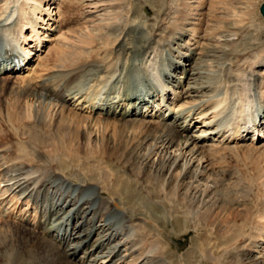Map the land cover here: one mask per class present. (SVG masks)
Wrapping results in <instances>:
<instances>
[{
    "label": "bare ground",
    "instance_id": "bare-ground-1",
    "mask_svg": "<svg viewBox=\"0 0 264 264\" xmlns=\"http://www.w3.org/2000/svg\"><path fill=\"white\" fill-rule=\"evenodd\" d=\"M57 2L0 0V51L17 44L31 71L25 84L15 89L19 98L8 116L24 117L22 121L32 128L30 141L38 151L32 156L29 145L21 142L14 153L0 145V264H76L73 258L85 245L77 264H171L161 238L147 239L124 212L112 220L117 215L111 204L101 213L102 180L99 184L71 181L62 172L59 158L53 164L57 162L55 151L82 153L84 159L107 165L112 162L106 157L113 158V154L106 151L93 152L83 145L70 149L75 144L71 132L80 131L81 137L91 140L87 126L78 124L83 118L134 124L141 136L131 141L128 154L139 170L128 168L129 172H139L135 176L144 179L147 174L151 182L160 184L165 199L192 213L197 226L213 238L209 247L224 252L216 264L226 254L230 264H264V147L254 145L264 134V75L254 69L264 62V51L249 62L247 52L234 53L235 47L229 45L231 36L242 37L248 28L244 25L255 23L250 14L237 16L234 21L239 24L233 26V19L219 28L208 24V31L201 28L207 22L205 17L195 16L184 4L177 11L176 22L160 35L161 21L158 25L139 21L135 11L128 17L125 8L121 9L124 0H119L121 10L105 23L106 32L78 33L80 29L64 32L62 26L69 17L64 14L72 13L73 1L59 0L58 12L53 13L51 4ZM81 3L85 13L83 7L91 5ZM33 37L39 42L47 37L46 41L55 42L49 53L51 63L42 56L35 67L30 66L31 55L38 48L37 43L35 48L30 43ZM28 41L32 48L24 47ZM243 58L248 62H242ZM182 59L197 63L188 69ZM3 68L0 64V72ZM177 68L183 76L175 75ZM191 75L194 81L186 82ZM132 115L156 119L131 121ZM192 127L198 128V134H189ZM241 141L251 144L239 145ZM224 150L244 158L241 161L247 168L242 173L252 185L254 203L235 198L237 189L228 192L226 188L221 194L218 182L215 186L202 182L204 177L212 178L210 160L221 163ZM44 159L47 161L40 163ZM217 165L214 172L229 183L234 176ZM92 188L95 190L89 195ZM123 193L111 189L109 194L116 198ZM116 203L112 205L117 207ZM109 213L114 214L109 217ZM77 216L84 219L81 224ZM93 233L98 238L89 244ZM240 244L235 258L233 250Z\"/></svg>",
    "mask_w": 264,
    "mask_h": 264
},
{
    "label": "rangeland",
    "instance_id": "rangeland-1",
    "mask_svg": "<svg viewBox=\"0 0 264 264\" xmlns=\"http://www.w3.org/2000/svg\"><path fill=\"white\" fill-rule=\"evenodd\" d=\"M72 1V5L74 6H72L71 8V15H68L67 13L64 14L65 18H67L66 16L70 17H68L67 21H64V24L62 25L64 27V32H67L70 29L71 31L80 29L78 33H81V31H90L92 29L95 33H98L99 31L106 32L107 28H104L105 23L111 20V17L116 11H120L123 8H125L128 17H131L133 12L135 11V17L139 21H147L149 22V24L154 23V25H158V23L161 21L160 25L162 29L161 31H159L160 35H165V32H168V26H171L176 22V18L178 17L177 11L183 8L184 4L192 8V13H194L195 16L201 15L205 17L207 22L204 24V27L201 28L205 30L207 29L208 31H210L211 29V27H208V24H211L212 28H219L223 26L226 21L233 19L230 24L233 26L239 24L234 21L237 16L250 14V18L253 19L255 23L253 25L250 24L251 26L244 24L243 25L245 26V28L248 27L247 29H249L251 33H248L246 31L247 29H244L243 32L241 31L246 36L245 37L243 34L241 35L242 37L239 36L242 40L238 38V36L237 38L231 36L229 45L231 43V45L235 47V49L232 50V52L234 53H237L238 51H240L238 53L245 51L248 53L246 54L247 56H253H248L250 59L248 57L246 58V55L244 56V58H246L247 60L249 59V62H251V60L252 62L256 61L257 58H259V52L264 51V17L260 11L261 5L263 4L264 0H124L120 10L119 7L122 3L117 4L119 0H77L78 3L76 0ZM81 2H84V5H91L83 7L85 13L82 12ZM59 3L60 2L58 0L57 3L51 4V10H54L53 13L58 12ZM55 4L57 5L55 6ZM198 4L202 5L198 10H195V6H198ZM125 17L126 16H124L121 21H123ZM54 26L56 25H53V27ZM240 26L242 27V25ZM241 27H237L240 28L238 29L239 31L241 30ZM51 31L52 30H50L49 33H52ZM52 42L53 41L45 40L43 49L33 57L34 59L31 62V67H35L40 62L42 56L43 58L47 57L48 64L52 62V58L49 55L51 48L55 46V42H53V45H51ZM234 42L236 43V46ZM32 44H34V42ZM244 58L242 62H244V60L245 62H248ZM191 60L184 61V59H182L181 64H184L183 66L187 68H190L191 65L195 66L197 61L194 59ZM256 66L257 65L255 64L254 69L257 71V73L259 72L258 75L263 76L264 62H261V64H259L257 67ZM30 72L27 69L25 71H22V73L20 74L15 73L0 75V145L10 148L12 150L11 152L14 153L15 149L19 145L18 142H21L22 144H28L29 148H31L32 156H35L34 153H37L38 151L35 147L36 144H33L30 141L31 132L29 130H31L32 128L22 121L24 117H9L10 113H8L15 111L14 108L16 106V99L19 98V93H16L17 91H15V89L17 90L18 87H21L25 84V80L29 79L27 76L30 75ZM180 72L181 69L177 68L175 75H181ZM20 76H23L21 77V79L24 78L21 83ZM192 77L193 75H191L190 78L188 76L186 82H193L194 80ZM18 79L20 81H18ZM8 80L12 81L9 82ZM9 108H11V110ZM130 118L129 119L131 121L147 120L148 122H153L155 120L151 117L141 118V116L136 115L130 116ZM79 123H82V126H87V133L91 140H88L87 137H81L80 131H77L76 133L71 132V138L75 144L72 145L70 149L75 151L78 149L79 145H83L92 148L89 150L93 152L106 151L107 154H113V158H110L109 156L106 157L108 159H113L112 162L110 163V165H107L108 162L98 163L93 160L84 159L85 155H82V153H73L71 155L68 152L66 153L55 151L54 153L56 154V156H53L57 162H54L53 164H57L59 162V160L57 159L59 158L62 161V165L60 167L61 169H63L62 172H64L66 177L71 181L75 180L76 182H83L84 180H89L99 184L102 180L101 185H99L100 191L101 189H104V191L102 192V199L99 200V204L101 205L102 209L101 213L106 212L111 204V206H113L112 211L117 215L112 220H117L118 217L120 218L122 216V212H124L128 216V218L133 220L136 228H138L137 230H140V232L143 233L147 239L157 240L158 238H161V240L164 242L165 248H167V255L165 256L166 260L171 264H216V260L220 259L222 257L221 255H223L224 252H215L211 249V247H209L210 243H213L214 240L213 238H209L210 236L207 234L205 228L197 226L196 220L194 219L192 213L189 210L188 212H184L186 208L180 207L177 203L175 204V202H171L168 199H165L164 195L161 194L162 192L160 184L158 182H151V180L147 178V174H145L144 179L140 175L135 176L136 174H139V172H136L135 175L129 172L130 169L139 170L138 165H134L133 160L128 154L132 144L131 141H134L138 138V136H141L140 132L135 128L134 124L132 122L124 121L112 122L107 124L104 120H90L87 118H83L78 122V124ZM36 127L38 129L36 130L39 132V134L37 131L36 133L38 135H41V132L39 131L40 128L38 126ZM41 131L44 133L43 129ZM198 132V128L193 127L189 134L196 135L198 134ZM80 140L84 141L85 143L79 144ZM249 143V141H241L239 142V145L243 144V146H245V144L247 145ZM254 145L255 147L258 146L259 148L264 147V140H258L254 143ZM222 154L224 155L222 156L223 160L221 159V163L218 162V165L216 164V162L213 163V160H210L211 164H209L212 168V171L210 170L209 173H211V177L213 179H206L204 177L202 179V182H208L209 184H213L214 186L216 182H218L217 184L223 187V189L222 187L220 189L221 194L224 193L226 188L227 191L228 189L231 191L233 189H237V195L234 193L235 198H239V200L244 199L242 202L250 200L251 203H254L252 202L251 196L252 185L247 177L243 176L244 174L242 173L244 169L246 170L247 168L243 166L244 160L241 161L244 158H242V156H236L237 152L236 154L235 152L229 153V151L226 153V150H224L221 152V155ZM200 157L204 158V154ZM45 161L47 160L44 159L40 163L43 164L45 163ZM215 165H217V167H219L220 165V167H223L227 170L229 169L232 177L234 176L229 183L227 180H223V177H219L221 175H219L218 172H214V170H217ZM245 181L246 183H244ZM243 183L246 185L244 186L242 191H239L241 190L240 188L242 187ZM247 183H250L248 185L249 188L247 186ZM246 186L247 189L245 188ZM111 189H122L124 193L122 195H117L115 198L109 194L111 192ZM94 190L95 188H92L88 190L87 193L91 195L93 194ZM236 191L234 190V192ZM241 196H244V198H241ZM217 197L219 199H224L222 195H217ZM114 201L117 202V207L115 205H112ZM20 207L23 208L24 205H21ZM114 213H109L108 216L111 217ZM98 217L100 216L98 215ZM77 221L78 224H81L84 219L81 216H77ZM97 222L98 224H100L99 221L96 220V223ZM86 226L87 225L84 224L83 228H86ZM96 235L97 233H93L88 238L89 244L96 241V239L98 238V235ZM207 238H209V240ZM199 242L201 243L199 244ZM240 246L242 247L243 245L240 244L233 250L235 258H237L236 251L240 248ZM86 247L87 245L77 250V255L75 256V258H73L76 264L79 262V257L84 254V248ZM88 248H91V246L89 245ZM124 248L125 246L123 245L122 249ZM210 249L212 250V252ZM203 251H205V254ZM123 253H125V250L121 251V254ZM214 253L216 254V256ZM134 255L135 254H133L132 256ZM218 255L220 257H218ZM131 257H129V259ZM223 260L224 261L221 264L231 263V261H229L228 259V254L224 256Z\"/></svg>",
    "mask_w": 264,
    "mask_h": 264
},
{
    "label": "water",
    "instance_id": "water-1",
    "mask_svg": "<svg viewBox=\"0 0 264 264\" xmlns=\"http://www.w3.org/2000/svg\"><path fill=\"white\" fill-rule=\"evenodd\" d=\"M261 12H262V14L264 15V3H263L262 6H261Z\"/></svg>",
    "mask_w": 264,
    "mask_h": 264
}]
</instances>
